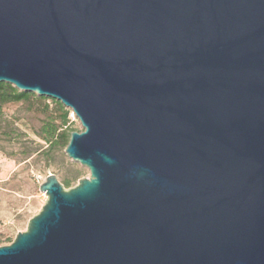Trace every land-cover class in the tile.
I'll use <instances>...</instances> for the list:
<instances>
[{"label":"water","instance_id":"95a60500","mask_svg":"<svg viewBox=\"0 0 264 264\" xmlns=\"http://www.w3.org/2000/svg\"><path fill=\"white\" fill-rule=\"evenodd\" d=\"M0 83L90 171L0 264H264V0H0Z\"/></svg>","mask_w":264,"mask_h":264},{"label":"rangeland","instance_id":"374dc122","mask_svg":"<svg viewBox=\"0 0 264 264\" xmlns=\"http://www.w3.org/2000/svg\"><path fill=\"white\" fill-rule=\"evenodd\" d=\"M33 99L29 103L8 104L3 108L4 130L0 135V247L12 244L19 233L47 201L40 186L51 174L74 188L90 177V171L73 162L66 148L47 146L39 133L47 122L59 123L56 107ZM70 111L71 130L82 132L78 118ZM74 114V115H73ZM42 147V148H41ZM38 150V152H34ZM31 157H28V156ZM68 188V189H69Z\"/></svg>","mask_w":264,"mask_h":264},{"label":"trees","instance_id":"16d2710c","mask_svg":"<svg viewBox=\"0 0 264 264\" xmlns=\"http://www.w3.org/2000/svg\"><path fill=\"white\" fill-rule=\"evenodd\" d=\"M33 99L40 100L42 102H50L51 105L56 107V112L59 114V123L47 122L41 129L39 133L40 139L46 144L48 153L49 151L55 149L56 147L67 148L71 135L75 130H71V120L70 111L66 107L53 99L47 97H40L34 93H25L19 91L14 86L7 83H0V135H2L4 130L3 122V108L8 104H19V103H29ZM47 104L46 107H51ZM42 148V147H41ZM34 152H38L35 150ZM28 157H31L30 155ZM64 186L66 188L70 187V182H65Z\"/></svg>","mask_w":264,"mask_h":264},{"label":"built area","instance_id":"2783aa9c","mask_svg":"<svg viewBox=\"0 0 264 264\" xmlns=\"http://www.w3.org/2000/svg\"><path fill=\"white\" fill-rule=\"evenodd\" d=\"M74 115V114H73ZM75 116V115H74ZM76 117V116H75Z\"/></svg>","mask_w":264,"mask_h":264}]
</instances>
